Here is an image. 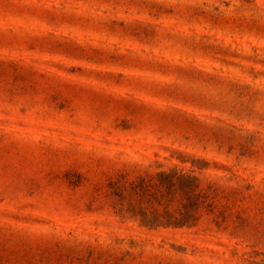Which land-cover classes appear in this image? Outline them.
Returning a JSON list of instances; mask_svg holds the SVG:
<instances>
[{
  "label": "rangeland",
  "instance_id": "1",
  "mask_svg": "<svg viewBox=\"0 0 264 264\" xmlns=\"http://www.w3.org/2000/svg\"><path fill=\"white\" fill-rule=\"evenodd\" d=\"M170 170L191 225L125 214ZM0 264H264V0H0Z\"/></svg>",
  "mask_w": 264,
  "mask_h": 264
},
{
  "label": "trees",
  "instance_id": "2",
  "mask_svg": "<svg viewBox=\"0 0 264 264\" xmlns=\"http://www.w3.org/2000/svg\"><path fill=\"white\" fill-rule=\"evenodd\" d=\"M116 187L114 194L120 208L149 227L191 225L202 203V195L196 191V177L173 170L137 177ZM173 200L177 202L175 207L171 206Z\"/></svg>",
  "mask_w": 264,
  "mask_h": 264
}]
</instances>
